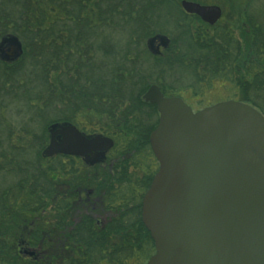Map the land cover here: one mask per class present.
Instances as JSON below:
<instances>
[{"label": "trees", "instance_id": "obj_1", "mask_svg": "<svg viewBox=\"0 0 264 264\" xmlns=\"http://www.w3.org/2000/svg\"><path fill=\"white\" fill-rule=\"evenodd\" d=\"M181 1L0 0V40L16 36L24 50L16 62L0 60V175L17 172L27 181L26 193L17 199L20 205L11 209L5 188H0V264H35L24 263L17 252L19 243L6 237L23 221L39 217L41 211L51 219L52 211L46 207L51 203L52 167L51 160L43 156L50 125L94 124L91 132L111 137L113 152L129 156L124 166L130 163L143 169L145 179L141 185L138 178L129 181L120 174V189L104 186L109 223L96 230L89 217H82L71 225L74 229L66 234L77 237L70 248L76 254L68 264H146L154 245L141 221V199L158 168L149 147L158 113L142 99L148 87L157 85L164 96H180L189 90L197 96V88L223 82L236 90L238 101L264 116V24L258 15L247 11L255 0L247 3L240 29L227 14L208 26L197 16L184 14ZM162 5L176 7L183 14L178 25L190 49L181 50L171 37L161 54L153 56L147 51L145 43L150 37L171 36L150 25L152 11ZM116 34L123 36L120 46L114 43ZM144 60L152 62L154 77L146 72ZM28 65L37 69V74L32 69L31 75L40 80L38 93L29 97L30 104L35 101L31 105L39 115L47 109H58L60 115L44 123L40 136L23 130L22 137L29 141L16 146L11 144L14 131H8L2 119L5 94L29 88L33 78L20 74ZM176 65L191 70L193 84L182 87L166 80L165 73ZM34 181L37 184L33 185ZM70 206L69 201L59 202L60 224ZM44 218L43 225L48 221ZM95 237H101L100 241Z\"/></svg>", "mask_w": 264, "mask_h": 264}, {"label": "water", "instance_id": "obj_2", "mask_svg": "<svg viewBox=\"0 0 264 264\" xmlns=\"http://www.w3.org/2000/svg\"><path fill=\"white\" fill-rule=\"evenodd\" d=\"M180 7L209 26L222 16L214 5L182 0ZM169 43L156 34L146 49L156 56ZM22 55L16 36L1 38V61ZM142 99L158 113L149 135L158 168L141 202V221L154 245L146 264H264V116L232 100L194 112L155 84ZM49 131L45 157L101 159L113 146L110 138H86L71 125L52 124Z\"/></svg>", "mask_w": 264, "mask_h": 264}, {"label": "flooded vegetation", "instance_id": "obj_3", "mask_svg": "<svg viewBox=\"0 0 264 264\" xmlns=\"http://www.w3.org/2000/svg\"><path fill=\"white\" fill-rule=\"evenodd\" d=\"M218 7L221 9L220 6ZM169 45L170 43L168 46ZM166 49L160 48L159 54ZM57 124L74 126L86 138L94 136L110 138L113 141V146L105 152L104 157L101 159H93L91 155H89L87 159L63 154L45 157V150H43V156L47 160H51L52 167L50 181L51 203L47 205L46 209H51L52 215L55 217L51 215V219L48 220L46 211H41L38 214L39 217L27 223L23 221V224L19 226L13 234L7 235L6 240L19 243L17 252L24 260V263L34 261L35 264H68L71 261L70 257L76 254V252L70 250V248L73 247V241L77 237L66 234L74 229L72 226L77 224L78 220L82 217H89L93 221V227L96 230H102L104 226L109 223L110 219L107 218L108 214L105 209V202L108 195H105L104 186L111 184L114 186V189H120L122 187V183L119 181L120 174L124 175L128 180L130 178L131 181L138 178L141 185L145 182L143 169L140 170L137 167H133L130 163L124 166L123 161L125 159L128 160L127 158H129V156H122L113 152L114 140L111 137L91 132L94 124L90 122L84 123L83 126L68 123ZM47 131L50 139L51 134L54 133L55 130L50 133L48 127ZM58 137L61 139V136L58 134L54 139L57 143H60ZM3 175L7 178L6 185L3 188H5L4 191L7 196L8 209H11L16 205H20L17 199L26 193L27 187L25 183L27 181L22 174L17 172L9 171ZM150 183L144 191V194L148 190ZM35 184L37 183L34 181L33 185ZM34 191L38 192V190ZM41 193L42 190L40 189L38 194ZM110 194L112 195L113 192H110ZM61 200L69 201L71 206L66 215V219L61 221L60 224L58 208ZM41 207L42 205L38 204L37 208L41 209ZM45 216L47 218H44ZM43 218L48 220L45 225L42 224ZM17 232H19V234H17ZM100 239L101 237L94 238L95 241H100Z\"/></svg>", "mask_w": 264, "mask_h": 264}, {"label": "rangeland", "instance_id": "obj_4", "mask_svg": "<svg viewBox=\"0 0 264 264\" xmlns=\"http://www.w3.org/2000/svg\"><path fill=\"white\" fill-rule=\"evenodd\" d=\"M191 1V0H187ZM204 2L203 5H216L220 6L222 9V17L224 14H227L234 22V26L238 29L242 27L243 21V11L247 6L249 0H199ZM192 2V1H191ZM248 8V7H247ZM248 13H255L258 15L261 23L264 24V0H255L251 2L250 7L248 8ZM184 13V12H183ZM152 22L150 23L151 27L156 29L163 30L164 32L169 33L165 35L170 40L171 37L175 38L181 46V50L190 49L191 44L182 36V28L178 25V20L182 18V15L178 8L170 5H162L158 9L152 11ZM185 14V13H184ZM223 19V18H221ZM236 33H238L236 31ZM123 36L116 34L113 37L114 43L118 46L123 44ZM24 54V50H23ZM19 60V59H18ZM16 62V61H15ZM146 72L154 77V67L152 62L144 60ZM32 69L34 68L28 65L24 68L20 74L32 77L33 81L29 84V88L25 90L17 89L14 92H8L5 94L6 98V110L2 115L4 119V124H6V129L14 131V134L11 138V144L16 146L23 145L26 140L29 141L28 137H22L24 134L23 130L27 132L40 136L42 134V127L45 122L52 119L53 117L59 116L58 109H47L43 114L39 115L32 107L36 104L33 101L31 104L29 102V97L35 96L38 93L39 82L38 78L31 75ZM37 74V69L34 70V73ZM166 80L173 81L176 85L187 86L194 83V78L192 77L191 70L185 67H179L176 65V68H173L171 71L165 73ZM39 81V82H38ZM38 88V89H37ZM196 92L198 93L195 96L191 90L183 91L180 94L182 100L195 112L200 109H203L208 106H212L216 103L224 101H238L236 96V90L229 84L223 82H215L212 86H201L197 88ZM240 102V101H239ZM92 120V119H91ZM3 124V123H2ZM8 124V125H7ZM46 129V137L48 145L49 135ZM45 146V147H46ZM44 147V150H45ZM47 148V147H46ZM32 156V155H31ZM29 158H31L29 156ZM7 178L4 175H0V187H4L6 184Z\"/></svg>", "mask_w": 264, "mask_h": 264}]
</instances>
